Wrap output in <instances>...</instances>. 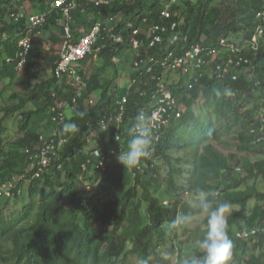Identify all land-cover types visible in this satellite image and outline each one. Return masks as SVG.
Here are the masks:
<instances>
[{"label":"trees","instance_id":"1","mask_svg":"<svg viewBox=\"0 0 264 264\" xmlns=\"http://www.w3.org/2000/svg\"><path fill=\"white\" fill-rule=\"evenodd\" d=\"M24 1L38 3L39 9L45 10L51 0ZM174 3L169 10L171 20L182 23L181 31L188 36L182 42L205 40L208 41L205 44L216 47H220L221 37L242 46L246 33L251 36L260 24L258 12L264 11V0H177ZM16 5L12 0H0V50L12 57L22 51L19 46L24 37L22 32L27 34L24 21L9 18ZM91 7L89 12L94 15L91 27L99 19L106 21L116 16L111 15L115 12L128 16L129 21L134 17L136 28L141 27L146 17L165 28L161 30L164 41L150 48V37L144 31L133 35V29L127 30L125 22L120 23L119 18L114 17L116 24L112 31L122 34L124 42L119 50H112L111 41H107L108 47L100 57L92 58L90 74L83 71L87 77L86 90L74 103L76 94L72 88L62 92L63 86L58 85L53 76L44 77L56 56L44 48L45 38L37 36L39 30H35L24 70V75L35 81L27 93L20 95L19 104L0 107V112L4 113L0 117V183L14 172L26 174L28 180L33 177L35 171L26 172L30 155L24 148H36L40 136L50 134L53 122L49 105L54 90L59 92L60 100L68 99L70 104H75V110H70L74 112L70 122L76 127L71 143L59 160V163L64 162V168L59 169L57 163L52 162L51 178L31 180L25 190L27 201L21 209L4 212L11 200L18 201L20 197L4 198L6 200L0 203V264H183L187 243L205 238L207 217L186 239L180 237L177 227L166 230L165 226L173 225L178 216L202 213L189 208L184 198L198 189L208 193L213 208L219 202L239 207L231 210L228 217V235L238 261L253 245L264 244V33L258 35V50L250 48L239 52V56L250 59L249 63L243 62L239 69L219 76L217 66L221 59L215 60L197 69L193 88L185 85L182 69L168 71L161 62L153 64L152 72L142 68L141 77L129 72L132 78L138 79L134 84L132 80L126 82L125 86L126 62L152 54L162 60L170 51L177 52L176 56L182 54L179 43L168 39L173 31L169 18L163 15L168 6L162 0H121L114 1L112 6ZM55 16L50 18V23H57L58 15ZM75 17L79 25L87 24L80 11ZM4 32L7 39L2 37ZM134 39H139L138 47H134ZM222 51L225 62L229 51L226 48ZM116 54L125 55L120 68L112 61ZM235 74L238 80L233 79ZM18 77L14 64H5L0 71V82H12ZM152 77L155 83H146ZM161 82L185 104L186 111L179 121L173 122L168 130L170 134L158 145H149L158 165L144 157L140 160L144 169L139 171L136 167L124 166L115 157L105 173L96 174L102 177L94 192L96 196L83 201L85 195L79 175L85 158L78 150L84 145L90 126H98L101 115H117V100L129 90L122 139L117 142L127 150L130 140L137 135L130 124L142 110H148L155 94H159L157 89ZM30 101L35 108L22 111L23 118L17 127L23 135L3 143L8 131L6 118L17 109H24ZM43 123L49 127L40 131ZM217 144H232L240 153H245L239 158L234 153L225 154ZM251 153L261 158L252 160ZM168 192L171 200L166 198ZM253 200L256 203L247 214ZM254 230L256 234L248 239L237 236L239 231ZM204 255L197 251L195 257ZM260 264H264V252Z\"/></svg>","mask_w":264,"mask_h":264},{"label":"clouds","instance_id":"2","mask_svg":"<svg viewBox=\"0 0 264 264\" xmlns=\"http://www.w3.org/2000/svg\"><path fill=\"white\" fill-rule=\"evenodd\" d=\"M15 5L16 8L10 11V15L9 18L15 22H25V26H27L25 28V30L27 31V34L24 33V31L22 32V35L24 36L22 39H20L19 42V46L21 47V41L25 38H29V51H28V55L27 58L25 60V63L23 65V67H19V62H20V56L19 54L22 51L16 55V57H12V56H8L5 53H3V51L0 50V71L2 69V67L5 64H14L15 69H25L27 63H28V58H29V54L30 51L32 49V38L34 35L35 30H39L37 33V36H42L45 38V43L47 42H51V38L53 39V35L55 34V36H57L56 41L60 43L59 48H58V52L57 53H53L52 50H50L51 54L55 55L56 58L53 62V66L51 68L48 69V72L46 71L44 77L48 78L49 75L53 76L57 82L58 85L63 86L62 92H66V89L68 90L69 88H72L70 85L68 86L66 84V80H67V76H64L63 78H59L56 74V68L58 65V62L62 59L61 57V52H62V46L67 38V36H71L70 40L72 42H78L79 38L82 37L83 35H87L90 34L94 28L96 26H100V31L99 34L97 36V45L102 46V50L100 52L95 51V46L93 48V51L91 53H88L86 56H84L83 58L78 59L76 62L73 63L74 67L78 70V72L81 74L82 77V81L83 83H85V87L84 90L82 92V96L80 98L83 97L84 95V91L86 90L87 87V77L84 74V70H88L91 69V64L89 66H85L89 60H92V58H98L100 57V54H102L105 49L108 47V42L107 41H111L112 44V50H119L121 46L120 44H122L124 42V36L120 33H114L112 30L114 28L109 27L108 23L106 21H103L102 19H99L92 27L90 25V20L86 21L87 24H85L84 22H81L83 24L79 25L78 23H76V17H75V13L77 11H80L82 15H84L86 17V14H89L90 9L92 8L91 6H112L114 1H121V0H77L76 1V6L69 8L68 12L65 11V8L68 7V3H65L63 5H60L58 7H53L52 3L55 0H51L49 2V5L47 6V8L45 10H41L39 9V4L38 3H33V2H29V1H24V0H12ZM150 1H154V0H150ZM163 4H167V8L164 10H170V7L172 4H175L174 2H172V0H162ZM177 2V0L175 1ZM37 6V8L35 9V7ZM163 10V9H162ZM161 10V11H162ZM163 10V11H164ZM259 12H264L259 11ZM258 12V14H259ZM23 13L24 16H20V14ZM38 13H46V21L42 24H39L37 26H33L31 24V21L29 19L30 15L32 14H38ZM13 14H18V17L13 16ZM55 14H57V23L53 24L50 23V18L52 16H55ZM257 14V18L260 20V24L259 26L256 27V30L253 34H251V36L248 35V32L246 33L247 37H244L243 39V43L242 46L240 47H246L244 49H250L251 47L249 45H247L246 41L247 40H251L252 37L258 33V29L261 28L264 30V22L261 21V19L259 18ZM111 15H116V16H110L108 19V21L110 22V20L113 21L114 17H118L121 15L117 12L112 13ZM56 17V16H55ZM146 18V17H144ZM144 18L142 19L141 22V27L140 28H136L137 23L135 21V18L132 17L130 18V21L128 20V16H125V20H124V25L126 27L127 30L133 29V35H139L141 34V32H145L146 36H148V32H149V28L151 26V22L150 20L147 18V22H144ZM87 19V18H86ZM127 19V20H126ZM172 19V17H171ZM171 19H169L170 23L176 22L177 23V29H178V39H176V41L180 40L179 42H182V40L184 38H188V36H186L184 34V31L182 32V23H179V21H172ZM120 21V20H119ZM114 22V21H113ZM183 22V21H182ZM154 23V22H153ZM58 24V26H57ZM84 26L85 30H78L79 27ZM58 27V31L55 32L53 30H48V27ZM143 29V30H142ZM137 31V32H136ZM106 32V33H105ZM173 33L174 31H172V33L169 34L170 37H173ZM264 33V32H263ZM262 33V34H263ZM47 35V36H46ZM260 35V34H258ZM46 36V37H45ZM114 36H120L122 39L120 41L115 40ZM2 37L4 39H7V33L4 32ZM139 40V39H137ZM201 42L205 43L208 41L202 40ZM247 45V46H246ZM135 47V46H134ZM149 47L153 48L154 46H151L149 43ZM22 48V47H21ZM46 50V47H44ZM259 48V44L258 41L256 42V48H252L255 50H258ZM3 53V54H2ZM112 61L114 64H116L117 66L121 67V62L123 60H125V55H113L112 56ZM151 57H156L157 59H159V55H146V57H140V59L144 58H151ZM117 58V61H114L113 59ZM140 59H134L132 61H128L126 62L127 65H129L128 68V72L126 73V75L124 76L125 78L128 79V81L132 80V77L129 75V72H131V74L135 75V73L139 74V76H142V68H145L147 72H152V70L148 71V65H146V62L144 61L143 63H141L139 66L140 68H137V66H135V61L140 60ZM86 61V64L84 63V61ZM119 67V68H120ZM50 71V72H49ZM18 72V71H17ZM21 72H18V75H20ZM23 74V73H22ZM24 75V74H23ZM87 75V72H86ZM25 76V75H24ZM136 76V75H135ZM28 77V76H26ZM28 79L30 80V83H28L27 88L21 93V94H17V98L21 97L20 95H23L25 93H27L30 88L32 87L34 80L30 79L28 77ZM153 80H155L154 77H152L151 81H147L146 83L148 84H152L155 83ZM124 82V81H123ZM125 82H127L125 80ZM3 83H10L7 81H1L0 84ZM123 88V87H121ZM60 89V88H59ZM60 90V91H61ZM57 90H54L51 94V102L49 105V109H50V113L53 117V113L52 112V106L54 104V102L56 101V99H61L59 97V92H56ZM127 93L125 95H128L129 90L126 91ZM21 101V98L19 99V101L17 103H15V105L19 104V102ZM180 102V101H179ZM29 103V102H28ZM31 104L34 105V107L26 109V107L24 108V110H30V109H34L35 108V104L33 102L30 101ZM90 103L93 104L94 100H90ZM182 103V102H180ZM184 104V103H183ZM185 105V104H184ZM27 106V105H26ZM1 108L5 107V106H0ZM186 107V106H185ZM23 109V108H20ZM69 109V110H68ZM18 110V109H17ZM70 110H75V105L71 104L69 106L66 107L65 109V121L66 124L64 125L65 130H68L69 136H70V142L66 145L64 151L62 152L61 155V159L63 157L64 152L66 151V148L68 147V145L71 143V140L73 139V129L76 127L75 124H72L70 122V118L72 117V115L74 114V112L70 111ZM22 111H20V118H23L22 115ZM186 111V110H185ZM185 113V112H184ZM183 113V114H184ZM12 114L9 116L11 117ZM103 115H101L102 117ZM183 116V115H182ZM182 118V117H181ZM180 118V119H181ZM178 120H174L175 121H179ZM148 118L145 116V114L143 112L139 113L136 117H135V123L132 126V131L135 133H138L137 135H134V137L130 140L127 150L126 151H122L120 152L116 159L118 160V162H120L121 164H123L124 166L128 167V168H133L135 166H137L140 163L141 158L146 157L147 159H149V163L151 161L154 160V163L158 165V159L154 158V150L149 148V145H158L163 138H165V136L167 134H170V132H168L169 128L171 130V126L173 124V122L171 123V125L169 127L166 128L165 133L162 135L161 139L157 142L155 140L151 141V134H150V128L148 126L147 123ZM53 122V119H52ZM99 122V121H98ZM98 125V123H97ZM18 127V126H17ZM55 123H52V126L50 127V132L52 133L53 130L55 129ZM96 128L98 129V134H95L93 132V129ZM18 131V128H17ZM19 132V131H18ZM110 131L108 132H104L102 130H100V128L98 126H90V129L88 131V134L85 136L84 140L85 143L82 147L79 148L78 152L81 153L85 160L82 163V172L79 175V183L82 186V189L84 191V197H83V201H86L87 198L92 199L95 195V189L98 187V185L101 183L102 181V177L97 176V173H105L106 170L102 171V170H96L94 173H92L91 168L88 167V169L86 171H84L83 169V165L87 162V159L89 158V156L92 154V150L97 147V146H102V140L104 139V137L106 136H112V134L110 133ZM22 133V132H21ZM47 134V133H46ZM23 135V133H22ZM91 137V141L88 142L87 138ZM96 142V144H94ZM27 148H32L31 146L29 147H25L24 150L27 154H29L26 150ZM35 148V147H34ZM30 155V154H29ZM149 155V156H148ZM31 163H32V158L30 156V163L28 165V167L26 168V172H33L34 170L31 169ZM112 165V164H111ZM110 165V166H111ZM108 167V166H107ZM59 168V167H58ZM64 168V162L62 163V168L59 169H63ZM53 166H49V168L42 174L41 177L38 178H34L32 177L31 179L28 180V178L26 177V174H21L19 172H14L12 173L9 177H7L5 179V181L0 183V189L5 190L6 189V184L7 182L15 175L19 174V175H25V178H23L22 180H20L18 182L17 188L20 189V192L17 194H12V195H0L1 198H22L24 197L25 194V185L29 183L31 180H35V179H39V178H43V177H47V178H51V176H49V173L52 172ZM107 169V168H106ZM237 170L239 171V168L237 167ZM134 173H136V171L133 169ZM34 175V174H33ZM94 178H99L100 182L97 186H94V188H92V190H88L87 188V182H93ZM24 180V181H23ZM23 181V182H22ZM87 197V198H86ZM19 198V199H20ZM188 205L189 208L191 209H199L202 213L206 214L207 216V234L205 236V238L200 241L199 243V249L205 254L203 256V258H197V257H192L191 259H185L183 261V264H230V261L232 259V253H233V241L229 238L228 235V217L231 213V204L228 202H219L217 204V206L215 208H213V202L211 200H209L208 198V193L203 191V190H197L194 194H190L189 197L186 199L185 201ZM168 203V200L165 201V204ZM193 217V216H192ZM192 217L190 215H181L178 216L176 221L173 222L172 227H180L181 225L187 224L191 221ZM238 236V234H237ZM239 237V236H238ZM177 256H178V252ZM175 253V254H176ZM176 262H177V257H176Z\"/></svg>","mask_w":264,"mask_h":264},{"label":"built area","instance_id":"3","mask_svg":"<svg viewBox=\"0 0 264 264\" xmlns=\"http://www.w3.org/2000/svg\"><path fill=\"white\" fill-rule=\"evenodd\" d=\"M77 0H55L52 3L53 7H58L65 3H68V7L65 8V11L68 12L69 8L76 6ZM176 0H172L175 2ZM163 15L166 18L171 19L172 15L169 10H164ZM13 16L18 17V14H13ZM20 16H24L23 13ZM46 13H38L30 15L29 19L33 26H37L46 21ZM259 18L264 22V12H259ZM144 22H147V18H144ZM174 33L173 37H168L171 43H179V50L181 49L182 54L176 56L175 51H170L166 56L162 57V60L157 59L156 57H151L147 59H140L135 61V66L140 68V64L144 61L148 65L147 70L150 71L153 69V64L161 62V64L169 70L182 69L183 73L186 76L185 85L189 88H193L194 81L197 80V69L202 68L205 65H210L215 60H220L217 68L219 70L218 75L223 76L226 72L231 70L239 69L243 62L249 63V58H244L239 56V52L244 50V47L238 46L235 42H229L225 37H221L218 41L220 47L215 45H207L203 42H179L178 39V27L177 23L173 22L171 25ZM159 24L156 22L152 23L148 36L150 37V45L155 46L157 44H162L164 41V35ZM100 31V26H96L94 30L87 35H83L79 38L78 42H72L70 40L71 36H67L63 46L61 57L62 59L58 62L56 68V74L59 78L67 76L66 84L72 87L73 93L76 96L73 98V102L76 103L77 98L82 96V92L85 87V83L82 81L81 74L74 67L73 63L78 59L83 58L88 53L93 51V48L97 45V36ZM137 32V31H136ZM263 29L259 28L258 33L255 34L251 40H247L246 43L251 48H256V42L258 41V34H262ZM115 40L120 41L122 38L120 36H114ZM29 38H25L21 41V47L23 51L19 54L20 62L19 67H23L25 60L29 51ZM182 43V45H180ZM140 41L137 39L133 40V45L138 47ZM246 45V46H247ZM226 48L229 53L227 54L226 61H223L222 54L223 49ZM102 46L97 45L95 51L100 52ZM117 61V58L113 59ZM138 77L132 78V84L137 81ZM234 80H238V75L235 74L233 77ZM70 89V88H69ZM67 90V89H66ZM159 94H155L153 100H151L150 107L148 110H142L145 116L148 118L147 123L150 128L151 141H159L162 135L165 133L166 128L171 125L174 120H178L182 117L183 113L186 110V107L183 103H180L179 100L173 95L172 91L169 90L164 82H161L159 88L157 89ZM141 94V93H140ZM128 95H123L117 103L119 105V113L117 115H103L98 122V127L104 132L111 130L112 136H105L102 140V146H97L92 150V154L87 159V162L83 165L84 171L91 168V172L94 173L96 170H106L107 166L111 165L112 160L117 157V155L126 151L121 146L117 145V142L121 141L123 134V125H124V114L127 108ZM72 103V104H74ZM71 105L68 99H56L52 106V112L54 115L52 117L53 122L55 123V129L49 135H41L39 145L36 148H27V152L32 158L31 169L35 171L33 177H41L42 174L51 166L52 162L58 163L61 158V153L64 151L66 145L70 142V136L68 130L66 131L64 125L65 121V109L67 106ZM75 105V104H74ZM140 112V113H141ZM135 123V122H134ZM131 125V129L133 124ZM138 134V133H136ZM87 141H91V137L87 138ZM149 156V155H148ZM59 168H62V163L58 165ZM139 171H143V165L138 164L135 166ZM25 178V175H15L13 176L6 184V189H0V195H12L14 193H19L20 189L17 188L18 182ZM100 182L99 178H94L93 182H87L88 190H92L94 186H97ZM264 231V230H263ZM256 234V231L252 232H238V236L241 238H250V236Z\"/></svg>","mask_w":264,"mask_h":264},{"label":"rangeland","instance_id":"4","mask_svg":"<svg viewBox=\"0 0 264 264\" xmlns=\"http://www.w3.org/2000/svg\"><path fill=\"white\" fill-rule=\"evenodd\" d=\"M86 18H87V21H89L90 19L94 18V15L91 12L89 14H86ZM119 20H120V23L124 22L125 17L121 14L119 16ZM106 22L108 23L109 27H112V28L115 27L114 24H116V23H114L112 20H110V22H109L108 19H107ZM57 26H58V24H57ZM57 26L56 27H48L47 29L57 32L58 31V27ZM78 30L79 31L80 30H85V28L82 25L81 27H79ZM243 31L244 30H242V32ZM54 37H55V34L53 35V39L51 38V42H47L44 45V47H46L49 50H52L53 53H57L60 43L57 42L56 39H54ZM97 61L95 60V62H97ZM90 64L93 65L92 60H89L88 63L85 66H89ZM127 66L129 67V65H127ZM127 66H126V68H127ZM118 67H120V66H118ZM18 72H21V73H20L19 77L15 81H12V82H10L8 84H6V83H3V84L1 83L0 84V106H7V105H12V104L15 105V103H17L19 101V99L21 98V97L17 98V94L18 93L21 94L27 88L28 83H30V80L28 79V77L23 75L24 74L23 69L19 70ZM90 72H91V69H88L87 70V74H90ZM125 80L128 82L127 78H125ZM114 82H115V80H114ZM116 82H118L119 84L122 83L120 80H116ZM124 83L126 84L125 81L123 82V84ZM125 86H127V84ZM112 90L115 91V92L119 91V90H115V89H112ZM98 96H100V91L98 92ZM198 103H201V101H199ZM198 103L196 105L197 114L200 113V106H199ZM31 107L33 108L34 105L29 102L27 104V106H26V109H29ZM21 110H24V109H18L15 112L12 113L11 117H7L6 118L4 123L7 126L8 131L4 135L3 139L5 140V142H3V143L6 144L7 140H9L8 142H11V141H14L15 139H18L19 137L22 136V133L17 131V126L21 122V118H20V111ZM3 114L4 113L0 112V117H2ZM48 127L49 126H48L47 123H43L39 130L40 131H44ZM93 132L95 134L99 133L98 129H96V128L93 129ZM231 138H232V136L228 137L229 140H231ZM94 144H96V142ZM217 145L219 146V148L225 154L234 153V154H236L238 156V158L245 153V152L244 153H240V151H238V149L235 146H233L232 144H217ZM250 155H251V159L252 160H257V159L261 158V155L256 154V153H251ZM263 158H264V155H263ZM236 160H235V162H236ZM51 175H53L52 172L49 173V176H51ZM28 184L29 183L24 184L25 185V190H26ZM41 187L44 188L42 185H41ZM189 195L190 194H187L184 198L187 199L189 197ZM166 198L171 200L172 199L171 193L168 192V195L166 196ZM5 200L6 199L0 197V203L5 201ZM26 201H27L26 194H25V197L20 198L18 201L17 200H11L10 204L8 205V207L6 209H4V212L9 213V212H11L13 210L21 209L24 206V204L26 203ZM255 203L256 202L254 200L250 202V204H249V206H248V208L246 210L247 214L251 211V208L255 205ZM235 208H239V207L238 206H232L231 210H234ZM205 217H207V216L204 215V213H201L198 216H193L189 223L181 225L180 227H178L177 230H178V233L180 234V237H182V239H186V237L189 234V232L192 229L196 228L197 225L202 223L204 221ZM165 228H166V230H171L172 229V225L167 224L165 226ZM192 241H194V240H192ZM199 243H200V241L187 243L188 245H186L184 247V249H185L184 258H186V259L192 258V257L197 255V251H199V253L202 252L199 249ZM262 252H264V244H262L260 246L258 245L257 247H255L253 245V247H251L249 250L244 251L242 253L240 259L238 261H236V259H235L236 254L233 251L232 259L230 261V264H232V263L233 264H249L250 262H252L254 264H260V259H261V256H262ZM176 257H177V253L175 254V260H174L175 263H176Z\"/></svg>","mask_w":264,"mask_h":264},{"label":"bare ground","instance_id":"5","mask_svg":"<svg viewBox=\"0 0 264 264\" xmlns=\"http://www.w3.org/2000/svg\"><path fill=\"white\" fill-rule=\"evenodd\" d=\"M227 41H229V39H227ZM17 71L21 70V69H16ZM25 69H23V72H24ZM81 107V106H80ZM57 163V162H56ZM60 163L58 162L57 163V166L59 165Z\"/></svg>","mask_w":264,"mask_h":264},{"label":"crops","instance_id":"6","mask_svg":"<svg viewBox=\"0 0 264 264\" xmlns=\"http://www.w3.org/2000/svg\"><path fill=\"white\" fill-rule=\"evenodd\" d=\"M37 8V6L35 7V9Z\"/></svg>","mask_w":264,"mask_h":264}]
</instances>
